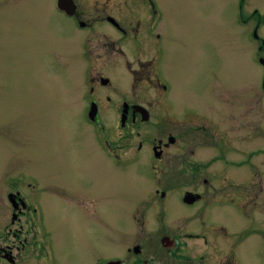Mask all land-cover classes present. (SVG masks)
I'll list each match as a JSON object with an SVG mask.
<instances>
[{
    "label": "rangeland",
    "instance_id": "rangeland-1",
    "mask_svg": "<svg viewBox=\"0 0 264 264\" xmlns=\"http://www.w3.org/2000/svg\"><path fill=\"white\" fill-rule=\"evenodd\" d=\"M75 1L81 18L64 15L56 7V0H0V246L11 239L17 242L12 232L16 221L6 193L19 188L29 200L33 197L43 215L53 249L48 264H91L99 255L124 258L127 245L141 239L144 244L150 239L157 241L161 234L158 230L174 221L171 212L174 208L179 211L177 204L181 203L179 196L185 186L177 187L174 182L188 181L185 174L174 177L171 173L170 148L165 172L156 176L136 168L145 156L130 161L133 148L126 146L127 141L118 135L123 130L111 129L113 124L119 127V113L114 109L121 106L117 103L121 98L154 101L156 90L148 82L136 88L129 86L131 75L124 59L116 56V49L120 47L133 56L141 52L136 50L139 42L121 38L107 16L122 23L145 24L146 9L135 0ZM153 3L159 15L150 24H160L169 35L165 37L174 43L164 71L172 84L170 96L177 106L201 107L208 103L212 77L208 80L206 72L210 69V74H220L216 83L227 88L228 106L231 100L233 104L241 100L248 107L243 109V121L259 118L258 134L264 140L263 99L259 100V116L255 108H250L253 66L249 45L240 37L235 24L236 0ZM245 4L244 11L249 12L251 0H245ZM78 20L95 25L82 29ZM99 73L111 80L105 86L94 82L100 104L106 105L103 111L115 102L111 104L114 109L103 118L100 115L104 123L103 129L98 126L100 132L91 130V123L84 122L82 117V110L89 104V77ZM105 94L112 97L111 102L106 101ZM161 128L154 116L152 122L141 124L140 131L151 137L162 132ZM104 139H109L113 147L110 157L101 150ZM184 141L186 137L178 147ZM30 181L36 186L30 185ZM161 189H167L165 200L161 199ZM263 194L259 198L264 201ZM261 200L257 202L255 219L258 227L264 229ZM166 202L168 215L165 213L164 223L152 217L154 208L150 205L155 203L161 211ZM142 211L149 216H142ZM235 217V213L232 219L225 214L226 226L232 229ZM20 223L30 238L32 230H36L35 223L32 227L26 216ZM240 235L235 248L236 253L242 247L238 264H263L264 233ZM26 244L20 261L0 264L47 263L44 251L32 242Z\"/></svg>",
    "mask_w": 264,
    "mask_h": 264
},
{
    "label": "flooded vegetation",
    "instance_id": "flooded-vegetation-1",
    "mask_svg": "<svg viewBox=\"0 0 264 264\" xmlns=\"http://www.w3.org/2000/svg\"><path fill=\"white\" fill-rule=\"evenodd\" d=\"M70 1V4L63 1L71 12V15H66L80 17L82 12L78 4L75 0ZM135 1L147 11L149 18L147 17L145 24H140L139 21L122 23L111 15L107 16V20L122 36L121 38L135 43L138 41L139 47L137 46L136 50L145 51L130 56L128 52L118 47L116 56L124 59L127 65L132 79L129 86L136 88L148 82L150 87L156 90L155 100L137 101L123 97L117 102L121 106L114 109L111 104L115 102H112L103 111L106 105L100 104V96L95 94L94 82L105 86L111 83V80L99 73L95 77H89L91 82L87 90L89 104L82 110V117L84 122L91 123L89 124L91 130L100 132L98 126L101 129L104 127L100 115L102 117L110 109H114L119 113L117 124L121 128L113 124L111 129L123 130L118 135L127 141L126 146L133 148L130 152V161L138 159L140 155L145 156L138 162L136 168L156 176L165 172L167 170L165 166H168L167 159L170 158L167 149L170 148L171 173L174 177L178 173L185 174L188 181L183 179L174 182L177 187L185 186L179 196L181 203L177 204L179 211L174 208V212H171L174 221L164 228L165 231L158 230L161 234L157 241L150 239L144 244L142 241L144 239H141L142 243L139 241L125 247L124 258L99 255L95 263L91 264H238L239 250L242 247L236 253L235 248L239 245H236V241L241 237L240 233L254 234L260 231L264 233V229L258 227L255 219V211L259 210L257 202L261 200L259 195L264 192V159L260 161L259 158L264 157V140L263 137L260 140L258 134L259 118L254 122H244L243 109L246 110L248 107H244L241 100L234 104L231 100L228 106L227 88L216 83L220 74L215 71L210 74V69L206 72L208 80L212 77L208 103L201 107L177 106L170 96L172 84L168 82L167 73L164 71L168 51L174 49V43L169 37H165L169 35L160 24H150L159 15L153 0ZM251 2L250 11L245 12V0H236L235 24L240 37L249 45L248 54L253 66L254 81V84L249 86L252 94L250 108H255L259 116L260 98L263 99L261 108H264V0ZM148 6L154 10L151 11ZM65 10L62 12L65 13ZM77 24L82 29L93 28L95 25L86 24L83 20H78ZM240 49H243V46ZM132 61L135 62L132 64ZM204 79L206 80V77ZM139 90L143 92L142 89ZM111 98L109 94H105L107 102H111ZM154 116L157 117V124L162 127V132L152 134L151 137L143 135L140 131L141 124L152 122ZM169 125L171 129H165ZM184 137L186 141L178 147ZM102 144L101 150L110 157L113 147L109 139H104ZM29 184L36 186L34 181H30ZM155 190L157 191V188ZM166 194L167 189H161V199H167ZM6 196L12 206L13 220L16 221L12 232L17 242L11 239L9 243L0 246V262L20 261L26 243L32 242L35 247L46 253L45 259L48 264L53 257V249L49 242V234L44 229L43 215L32 201L33 197L30 202L24 190L21 191L19 188L7 190ZM262 196L264 197V194ZM261 201L264 205V201ZM150 207L154 208L152 217L165 223L167 202L161 207V211L155 203ZM232 213H235L236 217L233 219L234 227L231 229L224 223V216L227 214L232 219ZM141 215L146 218L149 216L146 215V211L144 213L142 211ZM23 216H26L27 220L30 219L32 227L34 223L36 226L37 231L32 230L30 238L25 235L23 225L20 223ZM167 228L170 231H167ZM262 260L264 264V252Z\"/></svg>",
    "mask_w": 264,
    "mask_h": 264
},
{
    "label": "water",
    "instance_id": "water-1",
    "mask_svg": "<svg viewBox=\"0 0 264 264\" xmlns=\"http://www.w3.org/2000/svg\"><path fill=\"white\" fill-rule=\"evenodd\" d=\"M60 1L61 0H58V2H59V4H60ZM62 1H64V0H62ZM66 2H68L69 4L71 3V1L70 0H65ZM63 5V4H62ZM65 6V5H64ZM66 7V6H65ZM67 8V7H66ZM68 9V8H67ZM68 11H69V9H68Z\"/></svg>",
    "mask_w": 264,
    "mask_h": 264
}]
</instances>
